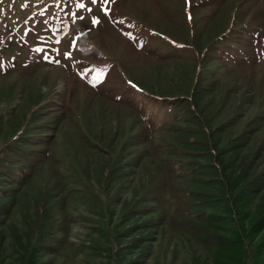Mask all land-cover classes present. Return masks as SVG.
Instances as JSON below:
<instances>
[{"label":"rangeland","instance_id":"1","mask_svg":"<svg viewBox=\"0 0 264 264\" xmlns=\"http://www.w3.org/2000/svg\"><path fill=\"white\" fill-rule=\"evenodd\" d=\"M0 264H264V0H0Z\"/></svg>","mask_w":264,"mask_h":264},{"label":"snow or ice","instance_id":"2","mask_svg":"<svg viewBox=\"0 0 264 264\" xmlns=\"http://www.w3.org/2000/svg\"><path fill=\"white\" fill-rule=\"evenodd\" d=\"M98 2V0H92V3L93 4H95V3H97ZM102 3H104V4H108L109 3V0H102ZM80 7H84V5H80ZM89 11H91V9H88ZM82 19V18H81ZM92 23H93V25H95V24H97V23H99V21H97V20H93L92 21ZM36 51L37 52H40L41 51V49H39V48H37L36 49ZM44 59H48V57L45 55L44 57H43Z\"/></svg>","mask_w":264,"mask_h":264},{"label":"trees","instance_id":"3","mask_svg":"<svg viewBox=\"0 0 264 264\" xmlns=\"http://www.w3.org/2000/svg\"><path fill=\"white\" fill-rule=\"evenodd\" d=\"M251 185H253L252 187H257L256 185L254 186V184H251Z\"/></svg>","mask_w":264,"mask_h":264}]
</instances>
